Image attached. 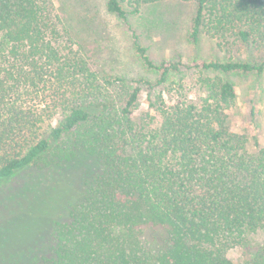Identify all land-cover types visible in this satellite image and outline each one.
Wrapping results in <instances>:
<instances>
[{
  "label": "trees",
  "instance_id": "obj_1",
  "mask_svg": "<svg viewBox=\"0 0 264 264\" xmlns=\"http://www.w3.org/2000/svg\"><path fill=\"white\" fill-rule=\"evenodd\" d=\"M104 1L127 22L171 0ZM173 1L196 5L193 45L205 36L264 51V0ZM60 26L53 0H0V181L94 163L62 203L68 220L52 225L47 252L15 264H264V245L248 246L264 232V146L227 114L238 98L227 77L260 76L264 62L154 63L133 33L156 79L128 80L93 71ZM184 70L199 75L185 85Z\"/></svg>",
  "mask_w": 264,
  "mask_h": 264
},
{
  "label": "rangeland",
  "instance_id": "obj_2",
  "mask_svg": "<svg viewBox=\"0 0 264 264\" xmlns=\"http://www.w3.org/2000/svg\"><path fill=\"white\" fill-rule=\"evenodd\" d=\"M53 2L69 48L82 55L91 69L101 75L122 76L128 80L156 79L138 59L133 48V33L147 48L154 63L166 60L185 64L194 59L226 58L264 62V51L240 43L219 44L203 36L197 46L193 45L189 33L196 9L194 3L171 0L148 4L140 14L130 15L128 21L123 22L107 13L104 0ZM184 71L178 77L185 85L199 75L195 71ZM227 78L237 87L238 95L234 108L227 111L232 130L247 133L249 137L255 131L264 146V73ZM146 98V90H143L138 118L148 110ZM93 166L90 158L79 159L50 173L33 166L9 180L0 181V264L30 261L47 252L52 225L55 221L68 220L62 203L67 206L81 174L89 175ZM25 183L29 184L28 188ZM249 245H264V232L253 236ZM228 255L239 263L244 250L234 248Z\"/></svg>",
  "mask_w": 264,
  "mask_h": 264
}]
</instances>
